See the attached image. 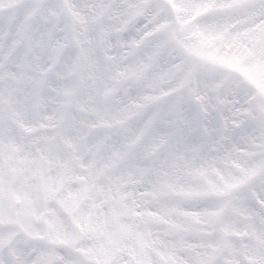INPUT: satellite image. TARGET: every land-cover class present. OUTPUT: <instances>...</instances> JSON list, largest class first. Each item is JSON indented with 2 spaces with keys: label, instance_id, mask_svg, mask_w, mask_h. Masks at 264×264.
Here are the masks:
<instances>
[{
  "label": "snow or ice",
  "instance_id": "6c2138e0",
  "mask_svg": "<svg viewBox=\"0 0 264 264\" xmlns=\"http://www.w3.org/2000/svg\"><path fill=\"white\" fill-rule=\"evenodd\" d=\"M0 264H264V0H0Z\"/></svg>",
  "mask_w": 264,
  "mask_h": 264
}]
</instances>
